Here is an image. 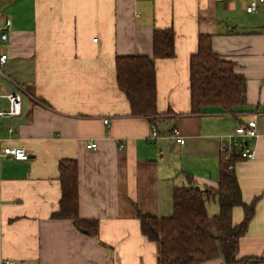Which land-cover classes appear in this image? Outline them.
<instances>
[{"label": "crops", "instance_id": "1", "mask_svg": "<svg viewBox=\"0 0 264 264\" xmlns=\"http://www.w3.org/2000/svg\"><path fill=\"white\" fill-rule=\"evenodd\" d=\"M248 2L3 0L13 23L3 91L21 93L23 112L0 121V145L24 148L29 160L0 157V264H159L140 214L171 216L176 187L217 189L221 146L250 120L260 135L247 140L256 157L238 162L236 174L243 201L257 203L238 257H264V3L247 13ZM169 28L175 57L155 60L159 115L150 121L131 114L115 59L153 58L155 30ZM200 35L212 36L214 52L245 77V106L190 113V58ZM8 108L0 100V110ZM174 128L184 144L170 137ZM70 161L78 167L79 219L97 222V236L53 217L60 163ZM206 208L217 215L218 200ZM243 218L236 207L233 222Z\"/></svg>", "mask_w": 264, "mask_h": 264}, {"label": "trees", "instance_id": "2", "mask_svg": "<svg viewBox=\"0 0 264 264\" xmlns=\"http://www.w3.org/2000/svg\"><path fill=\"white\" fill-rule=\"evenodd\" d=\"M153 58L148 56L117 57L116 78L126 96L131 114L154 121L157 110V72L155 60L175 57V32L172 28L157 29L153 36ZM191 114H200L206 107H218L233 112L247 104V81L235 70V64L214 52L212 36L200 35L197 51L190 58ZM233 151L228 161L220 155L217 189L176 187L173 194V214L160 218L140 214L142 234L158 245L159 264H202L221 258L225 264H264V257H238L240 239L246 235L255 215L257 200L243 201L236 174L242 161ZM62 197L60 208L53 215L70 219L79 229L97 236L98 223L78 216V167L74 161L60 163ZM217 199L219 213L210 217L206 203ZM241 207L244 218L233 222V210Z\"/></svg>", "mask_w": 264, "mask_h": 264}, {"label": "built area", "instance_id": "3", "mask_svg": "<svg viewBox=\"0 0 264 264\" xmlns=\"http://www.w3.org/2000/svg\"><path fill=\"white\" fill-rule=\"evenodd\" d=\"M264 3V0H250L245 6L247 13H257L259 7ZM13 28L11 19L2 20L0 12V100L6 99L9 104V108L6 111L0 110V121L8 120L15 117H19L23 112V98L19 91L4 92L3 82L8 79L6 73V67L8 64L9 56L4 45L9 41V35ZM96 41V40H94ZM108 124V121H105ZM152 138H158L160 136L157 128L153 125L151 127ZM12 130H10L11 132ZM258 125L256 120H250L246 124L240 125L236 128L234 134L227 137V140L221 146V154L224 155L225 160L228 161L229 154L233 151H237L240 157L244 160L253 159L256 157L255 148L250 146L247 142L248 139L256 140L259 138ZM170 137L175 139L179 144H184L185 139L180 135L177 128H174ZM89 149H96L97 144L92 143L87 146ZM11 157L17 161H27L29 156L24 148L17 147H4L0 145V157Z\"/></svg>", "mask_w": 264, "mask_h": 264}, {"label": "rangeland", "instance_id": "4", "mask_svg": "<svg viewBox=\"0 0 264 264\" xmlns=\"http://www.w3.org/2000/svg\"><path fill=\"white\" fill-rule=\"evenodd\" d=\"M3 9L5 10V7H3V0H0V12H1V17H2V20H4L5 18V11H3ZM7 10V9H6ZM213 203V201L211 202Z\"/></svg>", "mask_w": 264, "mask_h": 264}]
</instances>
